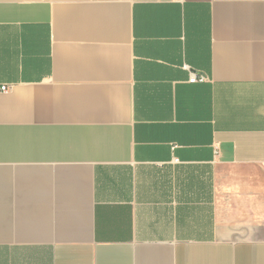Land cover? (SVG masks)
<instances>
[{
  "label": "crops",
  "instance_id": "obj_1",
  "mask_svg": "<svg viewBox=\"0 0 264 264\" xmlns=\"http://www.w3.org/2000/svg\"><path fill=\"white\" fill-rule=\"evenodd\" d=\"M3 84L0 264H264V0H0Z\"/></svg>",
  "mask_w": 264,
  "mask_h": 264
},
{
  "label": "built area",
  "instance_id": "obj_2",
  "mask_svg": "<svg viewBox=\"0 0 264 264\" xmlns=\"http://www.w3.org/2000/svg\"><path fill=\"white\" fill-rule=\"evenodd\" d=\"M189 82H197V81H204L206 80V76L205 75H202V74H197L195 72H190V75H189ZM9 89V86L3 84V85H0V90L1 91H7Z\"/></svg>",
  "mask_w": 264,
  "mask_h": 264
}]
</instances>
